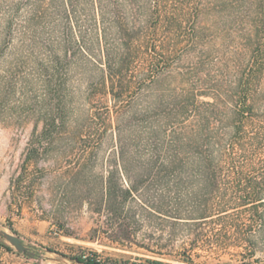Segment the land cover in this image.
<instances>
[{"label": "rangeland", "instance_id": "rangeland-1", "mask_svg": "<svg viewBox=\"0 0 264 264\" xmlns=\"http://www.w3.org/2000/svg\"><path fill=\"white\" fill-rule=\"evenodd\" d=\"M263 200L264 0H0V264H264Z\"/></svg>", "mask_w": 264, "mask_h": 264}, {"label": "trees", "instance_id": "trees-1", "mask_svg": "<svg viewBox=\"0 0 264 264\" xmlns=\"http://www.w3.org/2000/svg\"><path fill=\"white\" fill-rule=\"evenodd\" d=\"M261 70H262V67L260 65L259 69H255V68H250L248 70V73L246 74V79H245V85L243 84V86L247 87L248 89L250 88L249 86H253L252 83H256V81L259 80V74L261 73ZM247 96V93L245 94V97ZM219 95L216 94L214 95L213 97V101L211 102H206L207 105H210L211 107H213L214 105H216L219 101ZM253 98V97H252ZM247 98H245V100L243 101V104L244 105V109H239V114L241 116H249L250 115V112L252 111L253 109V106L251 103H249V101H247ZM196 120H200V115H196ZM184 133H185V130H184ZM184 143V145L188 146V140L189 137L185 136L183 137V139H181ZM180 141V139L178 140ZM179 157H170L169 159H166V163L168 166H170V168L172 167H175L176 164L179 165V168H185L186 170H190V169H194V170H200V171H203V170H207V171H212L213 169H215V165H214V161L212 159H209L207 157H194L192 160H180V159H177ZM152 162V160H150V163ZM165 163V162H164ZM177 167V166H176ZM258 200H262V198H259ZM261 204H264V200L263 201H260ZM1 246L4 247L6 250H11V246L5 244V243H1ZM26 254V253H25ZM26 255L29 256V254L27 253ZM73 259H76L80 262H83L85 264H101L99 261H96L95 259L93 258H86V257H81V256H76L74 257ZM145 264H164L163 262L161 261H158V260H147L145 262Z\"/></svg>", "mask_w": 264, "mask_h": 264}, {"label": "water", "instance_id": "water-1", "mask_svg": "<svg viewBox=\"0 0 264 264\" xmlns=\"http://www.w3.org/2000/svg\"><path fill=\"white\" fill-rule=\"evenodd\" d=\"M0 237L6 239L7 241H9L14 247L15 249L20 252V253H27V248L26 246L23 244L22 240L17 237L14 234H10L7 233L5 231L0 230ZM72 261L78 263V264H85L83 262H80L76 259H72ZM97 264V263H96Z\"/></svg>", "mask_w": 264, "mask_h": 264}]
</instances>
